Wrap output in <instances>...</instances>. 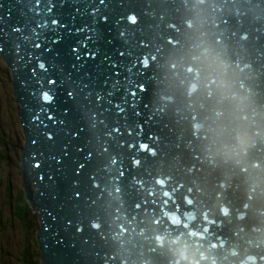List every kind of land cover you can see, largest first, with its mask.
<instances>
[{
    "label": "water",
    "instance_id": "water-1",
    "mask_svg": "<svg viewBox=\"0 0 264 264\" xmlns=\"http://www.w3.org/2000/svg\"><path fill=\"white\" fill-rule=\"evenodd\" d=\"M0 53L40 264H264V0H0Z\"/></svg>",
    "mask_w": 264,
    "mask_h": 264
},
{
    "label": "rangeland",
    "instance_id": "rangeland-1",
    "mask_svg": "<svg viewBox=\"0 0 264 264\" xmlns=\"http://www.w3.org/2000/svg\"><path fill=\"white\" fill-rule=\"evenodd\" d=\"M24 139L12 72L0 54V264H21L19 259L25 252L28 259L40 261V253L36 255V251L39 252V216L32 209L29 226L34 234L28 236L14 207L16 199L24 192L20 170Z\"/></svg>",
    "mask_w": 264,
    "mask_h": 264
},
{
    "label": "trees",
    "instance_id": "trees-1",
    "mask_svg": "<svg viewBox=\"0 0 264 264\" xmlns=\"http://www.w3.org/2000/svg\"><path fill=\"white\" fill-rule=\"evenodd\" d=\"M23 193H25V191L20 193L19 197L16 199L17 204H15L14 207L16 208L17 218L26 227V229H25L26 233L28 232V236H30V235L34 234V232L31 231V228L29 226V223L31 221L29 218H31L32 208H31L29 202L27 201L25 194H23ZM18 209H21L23 212V218L22 219L17 214ZM38 253L39 252L36 251V255H38ZM38 256L40 258L41 255L39 254ZM19 261L21 264H40L39 263L40 261H36V262L34 261L33 262L32 260L28 259L26 252L22 254V258L19 259Z\"/></svg>",
    "mask_w": 264,
    "mask_h": 264
},
{
    "label": "clouds",
    "instance_id": "clouds-1",
    "mask_svg": "<svg viewBox=\"0 0 264 264\" xmlns=\"http://www.w3.org/2000/svg\"><path fill=\"white\" fill-rule=\"evenodd\" d=\"M239 143H240L241 150H245V145L247 143L246 139H244L242 137L239 138ZM159 239H162V238H159ZM173 243L180 244L179 238H177L175 241H173ZM178 253H179L181 259L188 261V264H200V262L195 259L194 255L189 254V246L187 244L181 245L178 248ZM201 257L204 259H207V257L203 253H201ZM212 264H215V261H212Z\"/></svg>",
    "mask_w": 264,
    "mask_h": 264
},
{
    "label": "snow or ice",
    "instance_id": "snow-or-ice-1",
    "mask_svg": "<svg viewBox=\"0 0 264 264\" xmlns=\"http://www.w3.org/2000/svg\"><path fill=\"white\" fill-rule=\"evenodd\" d=\"M54 23H55V22H54ZM43 98H44V100H46V101H47V100H51V97H50L47 93L44 94V97H43ZM39 166H40L39 164L36 165V167H39ZM17 214H18V216H19L21 219L23 218V212H22L21 209H18V213H17Z\"/></svg>",
    "mask_w": 264,
    "mask_h": 264
},
{
    "label": "bare ground",
    "instance_id": "bare-ground-1",
    "mask_svg": "<svg viewBox=\"0 0 264 264\" xmlns=\"http://www.w3.org/2000/svg\"><path fill=\"white\" fill-rule=\"evenodd\" d=\"M1 54V53H0ZM2 55V54H1ZM6 61V60H5ZM20 115V114H19ZM21 124H22V122H21ZM23 126V125H22ZM23 148V147H22ZM21 148V149H22ZM21 170V169H20ZM30 184H31V192H32V196L34 197V194H35V188H34V184H33V181H32V179H30ZM23 194H25V193H23ZM26 196V195H25ZM26 199H27V196H26ZM27 201H28V199H27ZM29 202V201H28ZM30 204V203H29ZM30 206H31V204H30ZM31 208H32V206H31ZM33 209V208H32ZM34 210V209H33ZM35 211V210H34ZM36 212V211H35ZM32 227V226H31Z\"/></svg>",
    "mask_w": 264,
    "mask_h": 264
}]
</instances>
